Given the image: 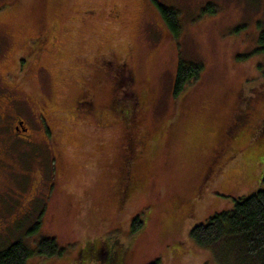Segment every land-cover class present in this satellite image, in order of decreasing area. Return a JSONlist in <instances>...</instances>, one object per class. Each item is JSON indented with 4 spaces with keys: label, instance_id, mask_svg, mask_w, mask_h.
Returning a JSON list of instances; mask_svg holds the SVG:
<instances>
[{
    "label": "rangeland",
    "instance_id": "obj_1",
    "mask_svg": "<svg viewBox=\"0 0 264 264\" xmlns=\"http://www.w3.org/2000/svg\"><path fill=\"white\" fill-rule=\"evenodd\" d=\"M159 5L177 11L178 33ZM261 30L264 0H0V35L10 39L0 41V87L10 73L18 109L11 111L34 141L29 145L0 130V159L10 167L9 174L0 173V187H10L5 196L0 190V248L21 240L33 251L40 239L52 238L63 254L32 256L26 264H75L84 244L109 238L118 241L122 264H218L189 232L229 210L234 199L264 189V134L222 165L251 127L249 108H261L263 115L264 93L254 97L264 92V58L254 53ZM36 31L53 38L55 48L40 54L35 69L28 67L33 55L23 53L18 70L10 43ZM38 41L30 40L29 51ZM179 60L200 63L203 71L175 96ZM119 69L130 75V88L145 104L133 129L123 125L119 106L109 108L120 95L113 89ZM86 92L107 125L66 120ZM33 93H41L52 111L48 124L25 103ZM16 121L9 119L10 130ZM50 123L62 129V176L52 156ZM139 128L150 136L136 159L137 186L123 197L120 178L133 155L128 136H137ZM221 135L229 139L222 143L217 188L210 186L191 217L183 215L180 202L194 196L203 167L222 147ZM138 215L142 227L132 232Z\"/></svg>",
    "mask_w": 264,
    "mask_h": 264
},
{
    "label": "trees",
    "instance_id": "obj_2",
    "mask_svg": "<svg viewBox=\"0 0 264 264\" xmlns=\"http://www.w3.org/2000/svg\"><path fill=\"white\" fill-rule=\"evenodd\" d=\"M158 7L166 24L171 27L172 31L175 30V33H178L177 11L162 5ZM254 53H258L264 58V30L259 31ZM202 71L203 66L200 63L179 60L174 77V95L177 96L187 84L197 81ZM118 72L119 78L113 89L115 90V87L119 88L120 95L117 101H112L109 108L114 111V107L119 106L123 125L127 126L128 129H133L134 126L136 127L135 124L138 120L136 113L144 102L143 99L139 100L130 88V75H124L122 69H119ZM263 93V91L255 93L254 97L258 98ZM94 107L95 111L100 114L104 113L98 106ZM89 108L91 109V107ZM89 108H85V110ZM262 110L264 116V107ZM259 111H261V108ZM108 123L106 117V125ZM262 134H264V131ZM259 138H261L260 135L248 141L243 145L241 151L252 146ZM239 151L238 153L241 152ZM235 154L231 158L237 155ZM136 185L137 183L134 181L129 189L134 190ZM121 191L122 187L119 189V192ZM141 227L142 221L138 215L131 222V231L136 232ZM189 235L195 244L210 250L218 264H264V189H260L250 196L234 199L229 210L218 212L210 217L207 222L194 226ZM35 247L33 251L29 248L28 250L21 240L12 241L0 248V264H26L32 256L58 258L63 254V250L58 247L52 238L40 239ZM150 264L158 263L154 261Z\"/></svg>",
    "mask_w": 264,
    "mask_h": 264
},
{
    "label": "flooded vegetation",
    "instance_id": "obj_3",
    "mask_svg": "<svg viewBox=\"0 0 264 264\" xmlns=\"http://www.w3.org/2000/svg\"><path fill=\"white\" fill-rule=\"evenodd\" d=\"M36 37H39L38 44L35 47V49H32L31 51H29V46H28L29 42L32 38H36ZM0 41L2 43H7L8 41L10 42V39H8L4 35H0ZM12 42L13 44L10 43L9 53H11L13 56L16 57L17 64H18V70L21 69V64L24 61L23 59H26V58L21 57L23 53H28L29 55H33V60L31 61L32 63L28 67H32V69H35L38 67V60H39L38 58L40 54L42 52H46L48 50H52L55 48L54 39L48 38L45 33L40 32V31H36L35 34L33 33V35H30V36L20 37ZM6 76H7V78H5L6 87H3V88L0 87V130L1 128H6V132L8 131L9 135L15 134L16 137L22 138L23 142H26L29 145H31L32 143L34 144V141H32V137H30V135L27 133L28 128L25 127L24 121L22 120V118L16 115V113H14L13 111H11V108H14V110L17 112L18 109L16 106H14V103L17 102L16 101L17 99L13 96L12 94L13 86L10 85L9 83L10 79H12L13 77L10 73L6 74ZM86 93L88 94V92ZM24 99H28V100H25V103L27 106H32L34 108V110L31 109V111L32 113H35L36 118L40 116L39 117L40 120H43L48 124L49 119L52 116V111L49 110L45 102L44 96L41 93H33L28 96L25 95ZM92 100L94 99L91 97V95H89L88 97L81 96V99H79L78 101L74 103L72 113L67 115L66 120H69V122L72 124L85 121V122H82L81 124H86L88 126H95V127H98V126L101 127L102 125L105 126L106 125L105 114L104 113L100 114L99 112L94 110L95 109L94 106L96 105L94 104ZM89 107H91L93 112L91 111ZM85 108H89V109L85 110ZM140 109H141L140 113L145 112L146 110L145 104H141ZM138 114L139 113H136L137 116ZM16 116H17V121L14 122V126L10 130L9 127L7 126V124L9 123V119H12L14 117L16 118ZM245 117L248 119V121L251 122V127L245 134L241 136L244 139L240 140L239 142H242V143H236L234 149L232 150V152L234 153L232 155H227L222 165L228 164L229 161H231L235 156L233 158L231 157L236 152L238 153L239 150L240 151L242 150L241 148L243 147V145H245L246 143H248V141L254 139L255 137L261 135L262 132L264 131V116L261 114V111H258V113H256V111H254V108L253 110L249 108V110L246 112ZM50 129L53 132V139L51 141L52 156L54 159L57 160L56 161L57 162L56 171L59 173V176H62V173H64L65 169H64L62 162L58 159L60 157L58 155L59 153L58 145L62 143V140H61L62 129L61 128L54 129L52 125ZM229 130H232V129H229ZM133 134L134 133L130 132L128 136L129 143H131L130 152L133 153V155L131 157H128V159L126 160L127 162L126 168H125L126 171L123 174L124 176L120 178V183L122 185V191L119 193L123 197L127 196L133 190V189L130 190L129 188H131L132 187L131 184L134 183L133 174L135 173V171L136 173L138 171L136 159H138L142 155V153H144V151L146 150L145 146L147 145L148 138L150 136V132H147V133L141 132L140 128H139V132L137 133V136H136V133L134 135ZM224 134H226V132H224ZM222 135L220 136V138L222 137ZM228 139L229 137L226 136L224 140H223V137L221 138V140H219L222 147H220V151L218 150L215 152V155H216L215 160H213L211 164H206L203 167L201 181H199L193 189L195 192L194 196L190 198L189 200L180 202V204L183 205V207L180 205L183 210V215L191 217L192 212L196 211L201 204H204L205 198L208 197L207 194H208V190L210 186H212V184H215L217 188L216 182H219V180L221 179L220 178L221 173L218 172L217 170H218V161L220 160L219 158L220 156L223 155L224 144L222 143H225ZM137 145L140 148L138 152H137ZM140 146H143V147H140ZM3 164L4 162L0 159V173L3 176H5V173L9 174L8 172L10 170V167L8 169L7 167L8 165H6V163H5L6 166ZM39 183H41L40 180H39ZM5 189L6 191H4L0 187V190H2V193L0 192L1 196H5L9 192V189H10L9 185H6ZM33 189L34 187H31L29 192H25V195H30ZM37 194H39L38 191L36 192L35 197L38 196ZM194 198H196V201ZM118 245L119 244L117 240L109 239V238L99 240L98 242L93 243V244L88 242L84 244L83 247L80 249V252L78 255V263H75V264H92V262H94V264H122L124 256L121 250L119 249Z\"/></svg>",
    "mask_w": 264,
    "mask_h": 264
}]
</instances>
